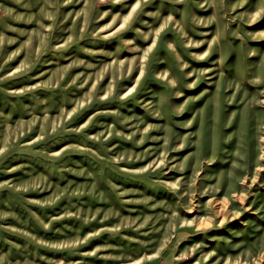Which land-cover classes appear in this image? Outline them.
I'll list each match as a JSON object with an SVG mask.
<instances>
[{"label": "rangeland", "instance_id": "374dc122", "mask_svg": "<svg viewBox=\"0 0 264 264\" xmlns=\"http://www.w3.org/2000/svg\"><path fill=\"white\" fill-rule=\"evenodd\" d=\"M0 264H264V0H0Z\"/></svg>", "mask_w": 264, "mask_h": 264}]
</instances>
